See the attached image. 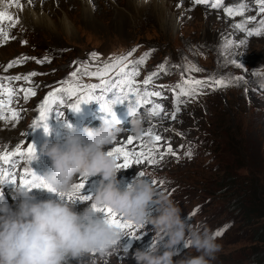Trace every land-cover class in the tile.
Listing matches in <instances>:
<instances>
[{"label": "rangeland", "instance_id": "1", "mask_svg": "<svg viewBox=\"0 0 264 264\" xmlns=\"http://www.w3.org/2000/svg\"><path fill=\"white\" fill-rule=\"evenodd\" d=\"M184 1L192 9L212 12L214 17L207 20L202 17V21L192 27L188 15L180 8L177 13H171L174 28L170 39L161 35L157 24L144 18L138 19V23L136 20L131 21L132 23L129 20L122 22L115 13H104L102 10L96 11L95 16H92L91 22L95 23L71 25L72 36L65 41L43 39L29 29H23L21 25L8 27L5 22L9 39L6 42L0 39V79L23 77L32 72L37 75L32 76L30 82L24 79L10 82L4 80V88L16 90L11 98L10 108L19 113V118L0 119V136H3L0 143L15 128H26L28 121L32 127L27 132L37 138V141L29 139L20 148L26 152L28 145L33 144L37 159L30 163L26 156L14 157V166H0V173L7 171L8 178L17 181L16 186L0 184L1 192L5 194V197L0 198V203L7 202L12 205L13 210L18 207L23 198L16 195L19 182L21 178L31 179L30 175H25V169L42 177L51 171V160L42 155L40 149L46 142H63L68 125L78 131L84 127L96 129L101 125L105 114L100 111L99 104L114 97L110 91H102L101 88L93 90L88 86L101 85L102 79L119 81L121 77L117 74L125 65L126 71L138 67L140 74L135 77V86L141 91L145 87L149 91H160L161 97L148 99L152 103L162 104L168 118H164L163 113L159 117H150L146 109L150 110L152 105L142 102L136 107V111L137 114L148 115L145 131L141 136L132 134L133 117L129 115L128 104L135 106V97L129 95L124 103L113 106L122 132L108 150L112 151L115 147H126L128 151L142 150V144H151V136L145 133L152 128L155 134L162 137L159 141L160 151L163 152L170 145L177 155H167L158 164H150L146 159L137 163L134 157H130L129 167H121L122 170L117 175L118 187L124 190L137 179H148L150 183L155 181L152 184L156 194L168 195L181 208V218L189 226H199L202 230L214 233L218 229H225L227 225L223 235L217 236V243L222 247L211 264H264V88L260 87L264 83V75H249L255 71L264 73V35L249 37L235 27L246 17L255 16L256 21L248 25L252 28L264 18V14L258 13L255 0H224V6L245 3L251 9L245 11L244 16L232 17L223 8L214 9L203 4L195 5L193 0ZM181 26L185 27L183 31H180ZM192 29L195 30L191 31ZM223 37H229L233 42L232 47H222L225 42ZM244 40L247 41L246 46L240 44ZM133 49L135 51L123 64L114 66L102 78L85 75L83 71L78 73L75 80L70 76L81 64L90 66V71H102L104 64L127 56ZM92 53H96L98 58L94 59ZM146 53H151L146 62L135 65L134 62ZM21 58L28 59L25 63L7 68L10 62ZM44 58L50 62H36ZM161 64L165 65L166 74L161 73L154 77L151 84L144 85V79L151 73L158 72ZM189 65L201 70L185 71ZM230 75L243 77L245 82L240 87L216 89L205 85L194 97H181L184 102L180 104L177 119L170 118L176 102L172 89L177 84H182L186 78L208 81L210 77L228 79ZM69 84L80 86L77 95L57 92L53 101L49 94L61 87L67 88ZM103 87L108 88L110 85ZM21 88H32L35 95H29L25 99V94L19 91ZM114 91L123 98L119 88ZM46 99L49 101L45 112L49 127L47 134L43 129L44 123L39 122V126L34 127L40 120L32 115L36 109L41 112ZM78 100H87L88 103L81 104L80 111L74 112L72 105ZM5 104L7 105L6 94ZM3 112L6 117L11 115L7 106ZM38 129L42 130L37 132ZM158 129L162 132H158ZM129 137L134 140L132 145H127ZM189 146L193 152L191 158L184 155ZM15 149L12 147L6 152ZM157 159H160L159 156ZM116 160L121 165L124 163L122 159ZM81 179L82 177L78 178L76 183ZM101 182L102 177L99 175L88 177L84 193L93 196ZM26 192L29 198L37 201L59 199L48 190L32 189ZM65 201L72 204L67 201V197ZM92 203L90 200L73 205L77 212H83ZM198 206L199 211L193 215ZM149 214L153 217L159 215L156 204L149 205ZM95 216L103 218L102 213H96ZM117 218L125 220L119 214ZM152 228L151 224H146L143 228L133 225L130 229H123V232L132 236H125L121 241V246L128 251L111 256L108 264H136L133 253L137 250L148 251L153 243L157 246L155 254H162L166 250L164 245L168 237L162 236L157 241ZM174 251L177 253L173 257L174 261L186 259L189 255H199L195 249L185 247L183 242ZM70 264H105V259L97 254H88L79 260H72Z\"/></svg>", "mask_w": 264, "mask_h": 264}, {"label": "clouds", "instance_id": "2", "mask_svg": "<svg viewBox=\"0 0 264 264\" xmlns=\"http://www.w3.org/2000/svg\"><path fill=\"white\" fill-rule=\"evenodd\" d=\"M128 112L133 117L130 132L143 135L148 115ZM119 123L103 118L96 129L84 127L78 131L69 127L63 142L42 146L41 154L52 163L43 179L59 199L37 201L17 189L16 195L23 198L15 210L0 203V264H70L88 254H97L108 264L111 256L127 253L121 241L125 236L132 237L130 233L97 218L91 206L77 212L73 204L60 198L85 175L102 177L101 186L92 196L95 205L111 208L140 228L151 224L157 241L168 237L162 254H155L156 243L148 251H135L136 264H211L216 259L222 246L213 232L189 226L181 218V208L168 195H157L148 179H137L124 190L118 187L117 175L122 169L108 155V149L122 132ZM153 203L159 211L155 217L149 214ZM182 242L199 255L174 261V249Z\"/></svg>", "mask_w": 264, "mask_h": 264}, {"label": "snow or ice", "instance_id": "3", "mask_svg": "<svg viewBox=\"0 0 264 264\" xmlns=\"http://www.w3.org/2000/svg\"><path fill=\"white\" fill-rule=\"evenodd\" d=\"M4 0H0V4H2ZM14 3L18 4V0H13ZM32 0H29V3H31ZM193 3L195 5H207L211 8L214 9H220L223 8L224 12L229 16H244L245 11L251 10L250 7L245 4V3H240L236 6H224V0H193ZM255 5L257 7V11L260 14H264V0H255ZM22 7V6H21ZM253 21H256V17H246L242 23L236 24L235 27L239 28L241 31L245 32L247 36H260L264 35V18H261L254 27L249 28L248 25L251 24ZM5 22H7L8 27H15L19 23V19L17 17H13L12 15L6 13L5 11L0 10V39L3 41H7L9 39V34L5 30L6 25ZM233 42L230 40H225L224 44L222 47L225 49L232 47ZM241 45L246 46L247 41H241ZM135 49L130 50L127 56L124 57H118L114 61H110L109 63H106L103 65V70H98V71H90L89 67H85L83 64L79 68L76 69V71H73L70 76L73 80L78 78V73L83 71L85 75L88 76H95L102 78L106 75H108L109 72L112 71L113 67L116 65H121L124 63L125 60L128 59V56L132 55V52H134ZM151 55V53H146L143 57H141L139 60L135 61V65H142L146 62V59ZM91 56L95 59L98 58L96 53H92ZM28 58H21V59H16L12 62H10L7 65V68H12L16 65L25 63ZM37 63H46L50 62L48 61L47 58L37 60ZM7 68L5 71H7ZM127 65L124 67L120 68V71L117 75L121 77L119 81H106V80H101V85H90L91 89L95 90L97 88H101L102 91H110L112 92V96L114 98H109L108 100H105L104 102L100 103V111L104 113V119L105 120H111L119 123V120L117 119L116 113L114 112V107L117 104H122L124 103L129 95H132L135 97V106L132 104H128V109L129 111H135L136 107L139 106L142 102L144 104H151L152 107L150 110L146 109L148 112V115L150 117H159L163 113L164 118H168V113L164 112L163 106L160 103H152L149 97H161L162 93L160 91H149L146 87L141 91V89L136 85V80L135 77L139 76L140 72L138 67H133L131 71H126ZM159 71L155 73H151L149 76H147L143 84L144 85H149L152 83L154 77L159 76L161 73L167 72V69L164 64H161L158 66ZM201 69L189 65L187 68H185V71L188 72H194V71H200ZM37 75V73L32 72L29 73L26 76H10L6 77L3 79H0V119H13L16 120L19 118V113L16 111L12 110L10 108L11 104V98L14 95L15 91L14 89L11 88H4L3 83L4 80L6 79L7 81H12L16 80L19 81L21 79H24L26 81H31V77ZM249 75H255V76H261L264 75V73H261L259 71H255L252 73H249ZM244 78L243 77H236L230 75L228 79H213L209 78L208 81H201V80H192L186 78L182 84H177L172 91L175 93V105H174V111L171 113V119L175 120L177 119V113L181 110L180 109V104L184 101L181 100V97H189L192 98L195 95L199 94V89L203 88L205 85H207L209 88H228V87H240L242 83H244ZM67 83V82H65ZM104 85H110L108 88H104ZM185 85H189L190 87L186 88ZM261 88H264V83L260 84ZM116 88H119L121 93H123V98H121V95L114 90ZM127 88V91L125 92L124 89ZM178 90V91H177ZM20 92H23L25 94V99L28 98L29 95H35V91L32 88L28 89H19ZM80 91V86H72L69 84V87L64 88L61 87L60 89H57L55 92L50 93V97L55 101V98L57 96V92H65L69 96H76L77 93ZM5 94L7 96V105L5 104ZM91 98V97H89ZM63 101L61 100V103ZM49 101L46 99L44 102V106L41 108L40 112V119L41 121L46 120V106L48 105ZM87 100H78L77 103L72 105V111L74 112H79L80 111V106L81 104H87ZM8 107V111L11 113L10 116H5L3 109L5 107ZM39 126V121L37 122V125ZM68 127H71V125H68ZM43 129L45 133L49 131V127L47 123L43 124ZM149 136H151V144L144 143L141 145L142 150H133V151H128L126 150V147H115L112 151H108V155L114 157L115 159H122L124 163L121 165L118 163L119 167H124L128 168L129 163H130V157H134L136 162L139 163L142 160L146 159L148 163L150 164H158L160 160H162L165 156L167 155H172L176 156V152L173 150V148L169 145L163 152L160 151L161 145L159 144V141H161L162 137L160 135L155 134L152 128H150L147 133H145ZM134 143V140L132 137H129L127 139V145H132ZM183 147V146H181ZM184 155L188 158H191L193 155L192 149L189 146L188 150L184 153ZM21 156H26L28 161L31 163V161L37 159L36 155V148L33 146V144H29L27 147V151H23L20 147H17L14 151L12 152H5L4 154L0 155V166L2 165H10L14 166L12 164L13 158L14 157H21ZM157 156H159V160L157 159ZM177 159L179 157L177 156ZM16 175V174H12ZM25 175L31 176V179H25L21 178L19 182V186L17 187L18 190L21 191H31L32 189H43V190H48L52 191L51 188L45 183L44 179L42 176L37 175L34 172H31L30 169H25ZM141 175H143L141 173ZM9 172L5 171L0 173V184H7V185H14L16 186L17 181L15 179H9ZM88 176H82V179L80 180L79 183H75L73 185V189L69 193H61L60 198L65 200V197H67V201H71L72 204H76L77 202H85V201H90L92 200V195H86L84 193V188L85 184L87 182ZM152 183H155L153 181ZM79 193V195H77ZM3 193H0V198H2ZM91 209L96 213H102L103 218L106 222L110 223L112 226L118 228V229H130L133 227V224L126 221L117 218L118 213H116L114 210H112L109 207H98L94 203L91 204ZM196 211H199V206L197 209L194 210L193 215L195 214ZM191 219V217H189ZM228 226H225V229ZM136 228H140L136 226ZM225 229H218L216 230L213 234L214 236H221L223 235V232ZM134 238H139V237H134ZM127 250V249H125Z\"/></svg>", "mask_w": 264, "mask_h": 264}, {"label": "bare ground", "instance_id": "4", "mask_svg": "<svg viewBox=\"0 0 264 264\" xmlns=\"http://www.w3.org/2000/svg\"><path fill=\"white\" fill-rule=\"evenodd\" d=\"M180 8H183L185 14L188 15L189 24L192 27L199 24L200 21H202V17L206 20L214 17L212 12L209 13L206 10L199 11L198 9H192L184 0H32L31 3H29V0H18V4L14 3L13 0H4V2L0 4V10L19 19L18 26L21 25L23 29H29L43 39L49 38L54 41H65L70 38L72 36L73 25L76 26L79 23L86 25L95 23L91 22V18L95 16L94 13L98 10H102L104 13L111 11L115 13L122 22L128 20L134 22L135 20L137 21L140 18H144L150 23L157 24L161 35L170 39L171 30L174 28V19L171 13H177ZM184 29L185 27L181 26L180 31ZM194 30L195 29H192L191 31ZM222 39L224 41L229 40V37H223ZM34 112L35 113H32L34 118L39 117V122L48 124L46 120L41 121L39 109H36ZM22 127L23 128L20 130H18V127L12 130L10 135L0 143V155L4 154L9 148L21 147L23 142L25 144L29 139L37 141V138H33V136L28 133L29 128L32 127L28 121L26 123V128L25 126ZM41 130L42 129H38L37 132ZM158 132L162 131L158 129ZM10 152H12V150H10ZM0 193H3V198L5 195L4 192L0 190ZM8 206L12 208V205Z\"/></svg>", "mask_w": 264, "mask_h": 264}]
</instances>
